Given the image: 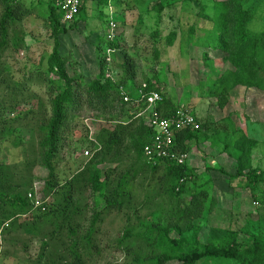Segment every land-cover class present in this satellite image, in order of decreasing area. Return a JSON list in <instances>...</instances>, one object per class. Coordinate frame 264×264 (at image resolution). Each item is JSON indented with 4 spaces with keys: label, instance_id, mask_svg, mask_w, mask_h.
Masks as SVG:
<instances>
[{
    "label": "trees",
    "instance_id": "16d2710c",
    "mask_svg": "<svg viewBox=\"0 0 264 264\" xmlns=\"http://www.w3.org/2000/svg\"><path fill=\"white\" fill-rule=\"evenodd\" d=\"M60 1L39 2L46 7L45 21L56 41L48 72L38 69L37 76L30 74L17 80L8 60L26 48L25 38L17 30L32 10L20 0H0L3 10L0 18V255L3 245L12 243L11 238L22 232L41 241L42 252L36 264L45 261H49L46 264L59 261L60 264H97L93 257L101 254L99 236L104 219L131 208L134 185L144 174L155 183L152 190L165 195L168 210L164 221L158 210L146 218L138 217L137 224L124 231L118 246L132 258V264H264V235L241 238L242 233L235 230L198 224L212 198L207 184L198 185L194 170L170 159L161 160L157 165L147 159L145 148L152 145L155 132L149 126V117H138L146 109L138 90L145 84V94L156 91L164 96V102L156 110L165 119L174 118L180 105L156 86L153 80L157 78L138 84L141 57L122 48L120 35L107 42V46L113 55L123 51L124 61L119 65L121 79L115 81L108 75L113 55L110 62L108 55L99 57V73L89 83L69 76L59 52V37L67 34L61 23ZM108 3L110 0H104L105 5ZM256 3L255 0L215 2L213 15L202 8L200 16L209 25L203 30V36H195L196 27H192L186 40L184 36L181 40L182 48L186 46L184 43L188 45L184 51L192 48L203 51L200 60L204 64L209 61L207 51L221 54L215 60L226 65L218 78L223 90L215 93L220 107L228 103L226 94L239 88L264 92L260 77L264 73V27L261 31L253 29L259 12ZM84 4L83 0L76 23L81 21ZM154 10L162 12L163 6L155 5ZM159 36L157 32L155 38ZM178 39L177 33L170 34L166 46L173 48ZM153 55L151 63L155 64L161 53L155 49ZM35 81L41 87L45 83L48 86L49 109L40 101L36 112L34 104L38 95L31 88L37 84ZM128 94L130 102L127 103L124 99ZM85 110L100 121L95 129L84 125L87 149L94 154L82 170L62 183L55 164L63 147L62 139ZM191 113L200 129L177 133L175 150L182 154H189L193 143L201 142L206 129L192 110ZM33 122L38 130V152L32 151L40 158L41 167L48 171L41 206H37L38 200L30 198L33 186L29 175L33 166L25 157L29 142L23 129H28ZM234 143L233 155H229L237 162L238 169L237 175L231 178H250L255 172L252 153L256 144L244 137ZM11 147L20 154L26 153L21 162L13 163L9 159ZM228 147L226 143L225 148ZM112 165L115 167L106 172L101 170L102 166ZM84 198L87 202L83 205ZM100 199L104 201L103 208L98 203ZM172 232L179 240L170 238ZM245 234L249 236L248 231ZM55 246H58L56 254Z\"/></svg>",
    "mask_w": 264,
    "mask_h": 264
},
{
    "label": "rangeland",
    "instance_id": "374dc122",
    "mask_svg": "<svg viewBox=\"0 0 264 264\" xmlns=\"http://www.w3.org/2000/svg\"><path fill=\"white\" fill-rule=\"evenodd\" d=\"M40 1L20 0L32 10V14L23 19L17 30L25 38L26 48L20 55L11 56L8 60L17 80H23L30 74L37 76L38 69L48 72V64L54 52L56 41L45 21L46 7ZM84 1L85 10L80 16L81 21L66 27L67 34L59 37V52L66 63L69 76L89 83L99 73V57L108 55V33L110 24L114 23L115 36L122 37V48L129 54L141 57L142 63L136 80L138 84L149 78H157L153 80L154 83L168 98L173 99L176 105L192 110L206 126L201 142L193 143L188 163V167L197 174L198 185L207 184L212 198L198 224L205 228L235 230L242 233L241 238L264 235V92L239 88L229 95L227 93L228 103L220 107L215 93L223 90L218 78L226 65L215 60L221 54L207 51V64L211 66L206 67L207 64L200 60L202 50L192 48L189 52L184 51L188 47L187 43H184L186 46L182 45L184 48L181 47V40L183 36L186 40L189 29L196 27L195 36H203V30L208 28L209 25L200 16L202 8H205V13L213 15V4L226 0H110L108 5L104 4V0ZM255 1L259 12L253 22V29L261 31L264 27V0ZM155 5L163 6V11L154 10ZM2 13L3 10L0 9V18ZM157 32L160 33L159 38H155ZM173 33H177L179 39L173 48L167 47V37ZM155 49L160 51L161 56L154 64L151 63V58ZM113 56L112 69L108 68V75L116 81L122 77L119 65L124 61L123 51L119 50ZM260 77L264 82V73ZM35 82L38 84V81ZM37 84L31 87L38 95L34 104L36 112L39 111L40 101L50 108L48 86L46 87V83L43 87ZM99 122L93 113L85 110L66 132L55 163L62 183L71 179L91 160V157L85 155L90 150L87 149L88 137L84 125L95 129ZM30 124L28 129H23L25 139L29 142L27 154H20V151L11 147L8 156L13 163L21 162L24 155L28 159L33 166L29 175L33 186L30 198L42 202L41 192L44 191L48 171L41 167L40 158L34 152L38 150V130L35 122ZM242 137L256 144L252 153L255 172L248 176L250 178L232 179L237 175L238 169L237 162L230 157L233 155L232 146L235 140ZM226 143L229 144L228 148H225ZM114 167L102 166L101 170L106 172ZM150 180V176L140 175L134 185L131 208L121 213L114 212L104 219L99 236L101 254L93 257L97 264H132V258L118 246L124 231L137 224L138 217L146 218L158 210L162 212L163 221L166 219V197L152 190L155 183ZM47 198L44 202H47ZM86 198L83 205L87 202ZM98 203L104 207L102 199ZM246 231L249 236L245 234ZM170 238L179 240L180 237L172 232ZM11 239L14 243L7 242L3 245L0 264H36L42 252L41 241L22 232ZM57 247L54 248V254ZM47 262L49 261L42 264Z\"/></svg>",
    "mask_w": 264,
    "mask_h": 264
},
{
    "label": "built area",
    "instance_id": "2783aa9c",
    "mask_svg": "<svg viewBox=\"0 0 264 264\" xmlns=\"http://www.w3.org/2000/svg\"><path fill=\"white\" fill-rule=\"evenodd\" d=\"M83 6V0H61L58 3V8L62 14V26L64 28L71 27L79 18L81 9ZM110 31L108 33V39L110 41L115 40L116 25L111 23ZM113 52L108 51V62L112 60ZM147 85H142V88L138 90V97L141 101H144L146 109L138 115V117L147 116L150 122L149 126L155 132V138L151 146L145 148V155L150 163L157 165V163L164 159H170L180 166L188 165L190 161V154H182L175 150V138L177 133L186 130L194 129L199 130L200 125L197 122L195 116L191 113V110L184 106H180L176 113V116L171 119L163 118L157 112V106L164 102V96L159 92H151L145 94ZM125 102H130L129 94L125 96ZM87 157H92L93 153L86 151ZM41 202H37V206H41Z\"/></svg>",
    "mask_w": 264,
    "mask_h": 264
},
{
    "label": "crops",
    "instance_id": "0c3cea01",
    "mask_svg": "<svg viewBox=\"0 0 264 264\" xmlns=\"http://www.w3.org/2000/svg\"><path fill=\"white\" fill-rule=\"evenodd\" d=\"M211 147V146H210ZM211 149L213 150V148L211 147ZM192 152V151H191ZM191 152L189 154H191ZM191 156V155H190ZM190 160H191V157H190Z\"/></svg>",
    "mask_w": 264,
    "mask_h": 264
}]
</instances>
